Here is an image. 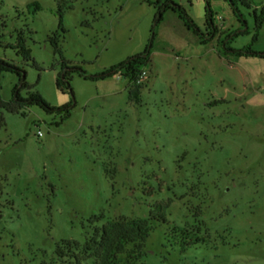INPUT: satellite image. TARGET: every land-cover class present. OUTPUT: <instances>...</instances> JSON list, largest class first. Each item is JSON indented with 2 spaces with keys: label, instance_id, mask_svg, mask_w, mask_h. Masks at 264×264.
<instances>
[{
  "label": "rangeland",
  "instance_id": "374dc122",
  "mask_svg": "<svg viewBox=\"0 0 264 264\" xmlns=\"http://www.w3.org/2000/svg\"><path fill=\"white\" fill-rule=\"evenodd\" d=\"M157 1L0 0V57L51 106L71 103L63 120L38 105L2 111L1 264H97L93 229L121 219L151 230L138 260L112 264H264V21L252 40L264 0H170L177 12L155 24ZM19 31L28 62L5 46ZM52 33L77 67L70 89L56 85ZM247 45L256 54L238 53ZM144 51L138 103L118 73L83 76ZM19 83L1 73V98ZM168 201L167 222L151 221Z\"/></svg>",
  "mask_w": 264,
  "mask_h": 264
},
{
  "label": "trees",
  "instance_id": "16d2710c",
  "mask_svg": "<svg viewBox=\"0 0 264 264\" xmlns=\"http://www.w3.org/2000/svg\"><path fill=\"white\" fill-rule=\"evenodd\" d=\"M234 8H237L238 5L250 8L251 4L249 0H226ZM162 3L157 9V15L155 24L163 20V13L166 10H171L177 12V6L170 0L157 1V3ZM191 5V0L188 1ZM33 6L38 7L37 3H33ZM254 34L252 40L257 38V34L261 29L264 21V4L260 6L259 13L257 14L254 10ZM59 27L64 32L65 29L62 26L61 16L59 21ZM48 41L51 44L53 51L60 58L62 63V68H65L63 73H59L56 78V85L61 87L65 84L69 89V80L70 73L69 70H77L76 66L69 65L62 55L61 47L59 46V38L56 33H52L48 37ZM6 47L12 48L17 55H20L25 62L31 60V50L26 45V40L24 34L19 31L16 36V40L13 44H7ZM245 54L254 55L249 45L245 46L242 51ZM149 51H144L137 53L131 57H128L125 61L117 65H113L110 68L94 75V76H83L85 78H105L112 76L114 74L120 75L121 79L127 82V90L129 100L133 103H138L140 101L141 89L147 84V72L145 67L149 63ZM23 69L17 66L14 62L9 61L0 57V75L3 72H14L19 77V86H15L13 89L12 98L8 101H5L0 96V126L3 124L2 111H7L10 113H22L24 107L30 105H38L46 112L57 111L60 114V119L63 120L69 116V108L71 103L63 104L60 107L51 106L37 91H31L30 87L26 84L24 77L22 76ZM82 74V71H80ZM22 88L27 89L26 96L20 94ZM171 201L165 203H157L160 210L151 212L150 220L158 222H167V217L165 212L161 208H167ZM101 216H94V220H100ZM151 230V225L147 220H114V221H105L100 227H95L91 233L89 241L86 243V248L94 249L95 257L97 258V264H112L113 260H117L120 256L124 255L125 257L132 258L133 260H138L143 253L145 241ZM176 233V231H174ZM187 231L183 233L186 235ZM205 240L197 238L195 241L190 243H202ZM69 244V242L67 243ZM77 243H75L76 245ZM69 246V245H68ZM71 247V246H70ZM73 247V246H72ZM68 248V247H67ZM1 264V263H0Z\"/></svg>",
  "mask_w": 264,
  "mask_h": 264
},
{
  "label": "built area",
  "instance_id": "2783aa9c",
  "mask_svg": "<svg viewBox=\"0 0 264 264\" xmlns=\"http://www.w3.org/2000/svg\"><path fill=\"white\" fill-rule=\"evenodd\" d=\"M187 1H190V0H187Z\"/></svg>",
  "mask_w": 264,
  "mask_h": 264
}]
</instances>
